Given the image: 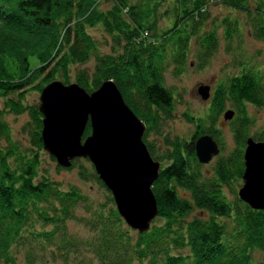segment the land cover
<instances>
[{"label": "trees", "instance_id": "trees-1", "mask_svg": "<svg viewBox=\"0 0 264 264\" xmlns=\"http://www.w3.org/2000/svg\"><path fill=\"white\" fill-rule=\"evenodd\" d=\"M102 3L109 7L101 9ZM214 3L235 15L206 30L207 10ZM236 15L248 22L240 24ZM247 26L251 37L264 43V0H0V141L5 144L0 145V264H18L20 248L23 264L67 262L84 254L96 264H254L253 253H264V211L250 209L237 193L245 140L264 142V124L249 134L253 122L247 112V107L264 108V71L251 61L233 59L234 71L213 87L206 111L183 115L193 127L188 137L163 138L161 151L147 141L172 119L177 104V95L164 85L166 70L175 78L185 73L191 43L195 70H203L217 51V29L228 45L240 40ZM92 29L108 37L106 52L88 33ZM90 59V72L78 68ZM71 80L85 93L111 81L144 125L141 142L159 165L150 188L157 214L145 233L132 236L87 159L55 169L76 168L80 181L102 190L101 202L73 186L62 189L40 172L41 115L37 104H25L24 96L39 94L52 81L69 85ZM226 106L233 112L227 121L233 147L224 153L217 120ZM23 114L27 147L12 140L4 121L7 115ZM89 135L87 122L81 142ZM204 135L218 148L208 177L193 149L195 139ZM193 212L206 218L190 217ZM70 222L87 236L71 235ZM34 250L47 255L35 257Z\"/></svg>", "mask_w": 264, "mask_h": 264}, {"label": "water", "instance_id": "water-1", "mask_svg": "<svg viewBox=\"0 0 264 264\" xmlns=\"http://www.w3.org/2000/svg\"><path fill=\"white\" fill-rule=\"evenodd\" d=\"M196 94L202 101H207L209 89L199 87ZM37 110L41 115L42 150L63 169L69 168L74 159H87L97 179L111 194L116 212L125 225L138 234L148 231L150 222L157 214L150 188L158 176L159 165L150 160L141 142L144 132L143 123L124 104L114 84L111 81L103 82L96 91L87 94L76 84L64 86L58 81H52L41 89ZM232 117L233 112L230 110H226L222 115L224 121H230ZM109 119H117V123L121 124L120 127H126L124 133L127 132L130 137V140L128 137L124 139L129 147L127 156L125 155L118 163L120 166L117 165L116 168L114 163L102 157L98 148L99 142L105 145L104 133L101 132L100 126L103 123L108 131ZM87 122L90 135L81 142ZM112 130L113 127L109 132ZM115 131L119 133L116 128ZM112 148H109V151ZM193 149L196 161L201 165L208 164L218 154L216 143L207 135L196 138ZM263 157L264 142H254L251 138H247L243 151L242 186L238 190L237 197L255 211H264V172L258 165L260 158ZM130 160L128 168L119 171L117 177L118 180L120 179L119 182L121 181V186L127 183L126 187L129 186L128 189L131 187L129 189L131 193L123 190L124 188L120 187L114 178V170L120 169L123 166L121 163ZM127 177L134 179L133 182H128Z\"/></svg>", "mask_w": 264, "mask_h": 264}, {"label": "rangeland", "instance_id": "rangeland-1", "mask_svg": "<svg viewBox=\"0 0 264 264\" xmlns=\"http://www.w3.org/2000/svg\"><path fill=\"white\" fill-rule=\"evenodd\" d=\"M109 7V3H102L100 8L107 9ZM207 13L209 15V19L205 25V29L207 30L210 24L218 25L220 19L225 17L226 15L235 14L230 13L228 10L223 8L219 3H214L211 5ZM238 16L239 23L244 24L248 21H245L243 16ZM254 24V23H253ZM88 33L94 40L99 43L100 50L102 52H106L109 46V39L106 35H104L98 29L89 30ZM217 38H218V48L214 56L209 61L207 67H205L201 71H196V61L193 57L195 47L193 43H191L190 51L187 60V67L184 74L180 77H173L170 74V68L166 70L163 74L164 85L168 88H171L174 93L177 95V101L175 105V110L172 119L162 122L159 125V135H150L147 138V141H150L155 149L158 151L163 150L162 139L163 138H172L174 136L177 137H188L192 131L193 127L187 124L183 120V115H191L194 117L201 116L208 107V100L210 98V93L213 87L216 85L218 81H220L226 74L233 72L234 69L230 66V63L233 59L239 58L240 60H248L253 64L257 65L261 72L264 71V43L258 42L251 37L250 27H243L242 34L240 40H235L230 44H226L225 41L221 38V29H217ZM93 60L90 59L84 66L78 67L79 69H85L87 72L92 70ZM73 70L71 69V76L73 74ZM70 84H74L71 80ZM45 84L44 86H46ZM64 85V84H63ZM43 86V87H44ZM66 86V85H64ZM42 87V88H43ZM100 87V86H99ZM98 87V88H99ZM199 87H207L209 89V98L207 101H202L196 94V90ZM41 88V89H42ZM97 88V89H98ZM41 91V90H40ZM96 91V90H95ZM94 92V91H93ZM92 93V92H90ZM87 93V94H90ZM38 95L34 92H27L24 96L25 104L27 105H38ZM1 108V101H0ZM230 109L229 107H225L224 110ZM247 112L252 119V126L249 130V134L252 136L254 133L258 132L262 125L264 124V108L260 110H256L252 107H247ZM4 121L9 127L11 132L12 140L18 142L22 147H27V130H21L22 126L26 123L27 118L26 115H20L17 117L7 115L4 117ZM217 128L221 131V139L224 144V153L229 151L233 145L230 133L227 128V121L222 119L220 115L217 120ZM0 145L4 146V142L0 141ZM80 159V158H79ZM41 166L40 172L47 175V177L58 183L62 189L67 188L68 186H73L77 188L82 194L87 196L93 202H101L103 200V192L100 190L94 183L92 182H82L79 180L77 176V169H70L67 171L60 170L56 171L55 162L49 160V156L43 152L41 156ZM215 158L211 160V162L207 165H203L202 172L205 176H210L211 171L210 167L213 165ZM79 163H76V166ZM83 166L88 170V165L86 163H82ZM228 199L230 201L233 200L232 196L228 194ZM80 213V212H79ZM190 217H197L205 219L206 215L203 213L193 212ZM151 224V222H150ZM68 232L77 237L84 238L87 236V233L80 226L76 225L73 222L67 223ZM136 234L135 231H132V236ZM35 257L41 256L43 259L46 257V251L39 254L38 250L33 251ZM17 263L23 264V250H19V253L16 255ZM252 259L254 264H259L264 261V253H253ZM39 264V262H37ZM45 264H96L91 257L87 255H81V257L76 260H68L67 262H55V263H45Z\"/></svg>", "mask_w": 264, "mask_h": 264}, {"label": "bare ground", "instance_id": "bare-ground-1", "mask_svg": "<svg viewBox=\"0 0 264 264\" xmlns=\"http://www.w3.org/2000/svg\"><path fill=\"white\" fill-rule=\"evenodd\" d=\"M110 120V119H109ZM104 122V121H103ZM107 125H108V127H107V130L108 131H106V127H105V125L102 123L101 124V132H103L104 133V137H105V139H104V141H105V145H102V144H100V142H99V146H98V148H99V153L100 154H102V157L104 156L105 157V159L107 160V161H109L110 163H114V167L115 166H117L118 165V163H120L121 162V160H123L124 159V157H125V155L127 156V153H128V151H129V147H128V145L124 142V139H126L127 137L129 138V140H130V137H129V134L126 132V133H124V129L126 128L125 126H122V127H120L121 126V124H119V123H117V119L115 120H113V119H111L110 120V123H108L107 122ZM111 127H113V129L114 130H112V131H110L109 132V129H111ZM119 127L121 128V129H119ZM115 128L116 129H118L119 130V133L117 134L116 133V131H115ZM125 131H127V130H125ZM101 134V133H100ZM97 147V146H96ZM113 147V148H112ZM109 148H112V150H110L109 151ZM101 149V150H100ZM106 150V151H105ZM101 156V155H100ZM99 156V157H100ZM129 157V156H128ZM128 159V158H127ZM132 160V159H131ZM131 160L129 161V162H124V163H121V164H123V166L120 168V169H116V170H114V172H115V175H114V178L116 179V181L120 184V182H119V180H118V175H117V173L119 172V171H123V170H126V168H128V166L130 165V163H131ZM259 161V160H258ZM259 165V168H260V170L262 171V172H264V157L263 158H260V163L258 164ZM118 166H120V165H118ZM111 168H113V167H111ZM116 168V167H115ZM262 168V169H261ZM127 175V174H126ZM127 179L129 180L128 182H133V180L129 177H127ZM116 182V183H117ZM125 182H127V181H125ZM127 184V183H126ZM126 184H124L125 186H121V184H120V187H123L124 189L123 190H126V191H128L129 193H131L130 192V188L128 189L127 187H129V186H127L126 187ZM132 185V184H131ZM121 189V188H120ZM138 188H136V190H137ZM133 191V190H132ZM135 191V190H134ZM138 191V190H137ZM120 192H122V191H120ZM123 193V192H122ZM137 193V192H136ZM123 195H125V194H123ZM134 195V194H133ZM136 200V199H135ZM129 203V202H128ZM149 226H150V224H149Z\"/></svg>", "mask_w": 264, "mask_h": 264}, {"label": "flooded vegetation", "instance_id": "flooded-vegetation-1", "mask_svg": "<svg viewBox=\"0 0 264 264\" xmlns=\"http://www.w3.org/2000/svg\"><path fill=\"white\" fill-rule=\"evenodd\" d=\"M262 169V168H261Z\"/></svg>", "mask_w": 264, "mask_h": 264}]
</instances>
